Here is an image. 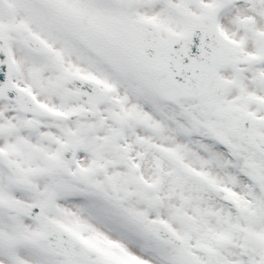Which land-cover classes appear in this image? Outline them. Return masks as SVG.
I'll list each match as a JSON object with an SVG mask.
<instances>
[{
  "label": "snow or ice",
  "instance_id": "1",
  "mask_svg": "<svg viewBox=\"0 0 264 264\" xmlns=\"http://www.w3.org/2000/svg\"><path fill=\"white\" fill-rule=\"evenodd\" d=\"M0 264H264V0H0Z\"/></svg>",
  "mask_w": 264,
  "mask_h": 264
}]
</instances>
